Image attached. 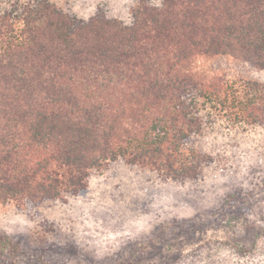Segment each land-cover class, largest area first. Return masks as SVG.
<instances>
[{
    "label": "trees",
    "instance_id": "1",
    "mask_svg": "<svg viewBox=\"0 0 264 264\" xmlns=\"http://www.w3.org/2000/svg\"><path fill=\"white\" fill-rule=\"evenodd\" d=\"M217 57L264 70V0H136L127 22L0 0V207L62 245L61 226L37 216L87 198L115 166L132 176L126 206L145 211L159 188L196 190L227 154L263 164L264 81L199 68ZM17 251L0 231V257ZM172 264H264V234L249 248L208 240Z\"/></svg>",
    "mask_w": 264,
    "mask_h": 264
},
{
    "label": "rangeland",
    "instance_id": "2",
    "mask_svg": "<svg viewBox=\"0 0 264 264\" xmlns=\"http://www.w3.org/2000/svg\"><path fill=\"white\" fill-rule=\"evenodd\" d=\"M51 1L78 18L101 7L127 22L136 0ZM198 66L231 80L264 81V70L226 57ZM219 160L196 190L159 188L145 211L126 206L132 176L122 166L113 167L92 180L87 198L52 205L37 216L61 226L64 245L35 239L29 217L12 206L0 207V231L18 245L14 256L0 257V264H172L208 240L249 248L256 235L264 234V163L245 155L240 161L229 154Z\"/></svg>",
    "mask_w": 264,
    "mask_h": 264
}]
</instances>
